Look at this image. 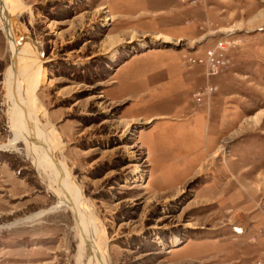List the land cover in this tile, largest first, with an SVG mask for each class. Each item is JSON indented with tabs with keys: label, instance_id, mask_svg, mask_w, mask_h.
Wrapping results in <instances>:
<instances>
[{
	"label": "rangeland",
	"instance_id": "obj_1",
	"mask_svg": "<svg viewBox=\"0 0 264 264\" xmlns=\"http://www.w3.org/2000/svg\"><path fill=\"white\" fill-rule=\"evenodd\" d=\"M16 1L109 264H264V0ZM11 58L0 27V145ZM19 147H0V264H75L74 217Z\"/></svg>",
	"mask_w": 264,
	"mask_h": 264
},
{
	"label": "bare ground",
	"instance_id": "obj_2",
	"mask_svg": "<svg viewBox=\"0 0 264 264\" xmlns=\"http://www.w3.org/2000/svg\"><path fill=\"white\" fill-rule=\"evenodd\" d=\"M21 9V4L16 0H0V27L7 36L12 53V64L6 72L4 86L6 88L7 82L11 102L9 125L13 137L0 147L20 151L19 146L23 145L49 190L57 198L52 210L68 211L73 215L79 238L75 264H109L104 230L95 214L89 210L80 185L58 156V165L63 171L53 162L52 155L56 156L60 141H57L56 131L51 125L41 121L37 97L44 74L43 59L40 49L32 44L30 35L19 21ZM234 30L230 28L227 31ZM160 36L173 40L169 35ZM115 45L113 43L112 47Z\"/></svg>",
	"mask_w": 264,
	"mask_h": 264
},
{
	"label": "built area",
	"instance_id": "obj_3",
	"mask_svg": "<svg viewBox=\"0 0 264 264\" xmlns=\"http://www.w3.org/2000/svg\"><path fill=\"white\" fill-rule=\"evenodd\" d=\"M226 46L223 42L218 41L215 47H210L206 51V55L201 62L204 64L209 74L214 73L220 65L223 64V53Z\"/></svg>",
	"mask_w": 264,
	"mask_h": 264
},
{
	"label": "water",
	"instance_id": "obj_4",
	"mask_svg": "<svg viewBox=\"0 0 264 264\" xmlns=\"http://www.w3.org/2000/svg\"><path fill=\"white\" fill-rule=\"evenodd\" d=\"M11 60H12V58H11ZM53 156V162H54V164L56 165V167H58V169L60 170V171H63L62 169H61V167L58 165V158H57V153H56V156L55 155H52ZM59 206V205H58ZM57 207V206H56Z\"/></svg>",
	"mask_w": 264,
	"mask_h": 264
}]
</instances>
